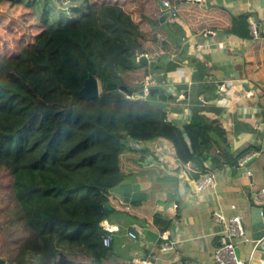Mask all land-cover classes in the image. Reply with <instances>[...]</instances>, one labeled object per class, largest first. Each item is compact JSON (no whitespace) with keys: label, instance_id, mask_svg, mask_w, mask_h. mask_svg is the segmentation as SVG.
I'll return each mask as SVG.
<instances>
[{"label":"trees","instance_id":"trees-1","mask_svg":"<svg viewBox=\"0 0 264 264\" xmlns=\"http://www.w3.org/2000/svg\"><path fill=\"white\" fill-rule=\"evenodd\" d=\"M161 13L157 0H0V257L6 264H88L80 258L103 264L110 255L101 221L111 209L109 190L125 177L119 153L129 138L174 140L179 132L148 100L154 95L105 88L125 84L121 74L140 67L139 38ZM180 65V56L153 61L146 74L162 84ZM89 75L99 82V96L72 102V91ZM185 130L195 131L206 151L217 143L214 168L236 164L251 149L231 153L224 129L196 113Z\"/></svg>","mask_w":264,"mask_h":264},{"label":"crops","instance_id":"crops-1","mask_svg":"<svg viewBox=\"0 0 264 264\" xmlns=\"http://www.w3.org/2000/svg\"><path fill=\"white\" fill-rule=\"evenodd\" d=\"M178 2L175 16L158 20L139 38L146 62L121 77L129 87L147 78L163 87L166 98L151 100L179 132L174 140L129 138L119 153L125 177L109 190L111 252L103 264H215L213 251L224 229L216 212L226 221L234 214L242 218L247 240L237 247L241 260L253 262L251 208L264 205L257 197L264 189V0ZM179 56L181 65L167 72L166 82L157 84L154 73L146 74L151 62H178ZM194 113L224 129L223 145L231 153L251 149L236 164L212 167L217 143L210 141L206 151L197 133L185 130ZM203 174H212L214 184L195 189L192 179ZM166 239L172 247L162 249Z\"/></svg>","mask_w":264,"mask_h":264},{"label":"water","instance_id":"water-1","mask_svg":"<svg viewBox=\"0 0 264 264\" xmlns=\"http://www.w3.org/2000/svg\"><path fill=\"white\" fill-rule=\"evenodd\" d=\"M158 5L162 10V14L159 16V22L162 23L166 18L171 15L169 10V5L164 4L163 0H157ZM140 63L146 62V59L143 55H140L138 58ZM106 89H118L124 92L127 96L136 95L143 97L147 95H157L161 99L166 98V93L163 87L161 86H151L148 87L147 92L143 90V84H138L133 87H129L126 84L118 85L113 82H106ZM100 86L97 78L93 75H89L83 83V86L80 89L72 91V102H77L79 99L91 100L99 96ZM171 97V95H169ZM264 148V142L262 144ZM245 227V224L243 222ZM249 229L252 239V250L251 257L253 264H260L263 261L264 264V205H255L251 208ZM235 252L238 258H240L238 247L235 248ZM65 259V254L59 252L57 261L62 262ZM247 263V262H246ZM0 264H5V260L0 257Z\"/></svg>","mask_w":264,"mask_h":264},{"label":"built area","instance_id":"built-area-1","mask_svg":"<svg viewBox=\"0 0 264 264\" xmlns=\"http://www.w3.org/2000/svg\"><path fill=\"white\" fill-rule=\"evenodd\" d=\"M163 2L164 4L169 5L171 16H175L176 8L174 6H171L165 0H163ZM153 85H154L153 81L147 78L143 82V90L147 92L148 87H151ZM219 90L226 91V86L224 84H221L219 86ZM243 163H244V159H241L238 162V164L240 165H242ZM214 182L215 179L212 174H203L195 179H192L194 188L198 190L213 185ZM257 197L260 202L264 203V189H260L257 192ZM231 207L234 208V205H231ZM214 216L218 221H221L224 226L223 233L219 236V243L213 251L214 263L215 264H253V263L244 262L243 260L237 257L235 252V248L238 246L239 242H241V240H247L246 230L243 225L242 218L239 215L234 214L231 215L229 219L226 221L224 219V216L219 212L214 213ZM101 226L106 231L105 236L103 237V244L105 246H109L111 241L112 229L106 219H103L101 221ZM128 234L133 238L136 237L135 233L133 232H128ZM160 247L162 249H168L172 247V243L168 239H166L161 243ZM260 264H263V261H261Z\"/></svg>","mask_w":264,"mask_h":264},{"label":"rangeland","instance_id":"rangeland-1","mask_svg":"<svg viewBox=\"0 0 264 264\" xmlns=\"http://www.w3.org/2000/svg\"><path fill=\"white\" fill-rule=\"evenodd\" d=\"M132 96H135V97H139V96H136V95H132ZM144 97V96H143ZM142 97V98H143ZM145 99H148L147 97ZM151 103H152V100L151 99H148ZM6 264V263H5Z\"/></svg>","mask_w":264,"mask_h":264}]
</instances>
